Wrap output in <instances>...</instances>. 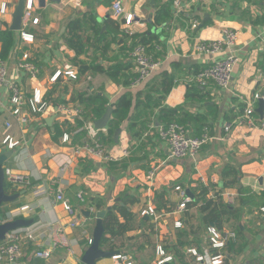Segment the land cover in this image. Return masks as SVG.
<instances>
[{
	"label": "crops",
	"instance_id": "crops-1",
	"mask_svg": "<svg viewBox=\"0 0 264 264\" xmlns=\"http://www.w3.org/2000/svg\"><path fill=\"white\" fill-rule=\"evenodd\" d=\"M113 1L47 0L43 8L38 2L34 16L39 18V24L27 30L33 35V42H24L21 35L17 37L15 34L16 46L7 62L9 77L19 82L29 99L33 89L41 90L50 105L41 118L21 126L8 112L9 93L0 90V152L9 133L22 142L12 150L14 157L2 166L3 170L12 168L31 174L35 182L28 188L14 187L9 183L11 195L17 196L15 205L31 209L19 219L32 221L31 225L54 220L67 225L69 215L63 205L56 202L59 189L79 211L82 207L89 210L91 201L103 203V210H106L127 196L135 198L137 204L133 210L139 212L146 222L149 216H142L143 211L150 205L156 209V198L160 197L167 210L156 212L157 217L147 225L139 218V227L119 239L124 244L118 251L131 256L134 264H157L156 247L162 245L173 257V261L166 264H211L208 260L197 262L195 257L186 253L188 249H197L204 254L207 229L200 226L202 217L193 209L190 213L192 223L189 224L192 231L183 230L184 211L178 209L182 199L175 190L178 186L185 189L193 201L195 190L202 184L210 186V195H221L224 203L237 212L223 218L228 231L238 225L242 236L234 249L227 246L222 250L227 262L264 264V216L261 212L264 205L248 203L239 196L240 188L249 189L252 195L264 192V131L251 129L246 123L238 124L239 117L249 106L255 108L253 118L259 123L264 122V115L257 112L259 102L254 101L255 94L264 95V0H180L182 8L179 12L174 6L175 0H123L126 12L134 13L137 21L145 25L136 34L147 33L152 37L150 54L161 62L159 70L136 89L125 88L109 76L113 67L127 65L129 67L123 74H136L131 37L123 36L121 24L109 13ZM17 2L0 0V9L2 4L6 5V14L0 12V29L4 28V23L10 26ZM163 9L168 10L169 18L157 25L155 16ZM108 17L114 23L106 24ZM77 20L80 21V55L67 42L71 25ZM194 23L198 24L195 30L192 29ZM225 29L239 32L240 63L236 66L232 84L226 90L213 82L200 86L190 77L206 68L208 61L207 56L197 53L196 47L201 41L218 38ZM25 53L40 70L37 80L18 69ZM80 67L85 72H81ZM68 69L77 73V80L62 75L57 83L50 82L57 71ZM163 73L168 74V78ZM164 83L166 86L167 83L173 84L167 95ZM128 91H132L133 108L119 126L122 129L119 143H115L116 130L111 133L109 124L103 130L96 127L95 130L108 148L129 147L131 156L123 162L110 164L80 158L63 175L62 184L55 183L59 173L50 157L63 152L62 137L74 135L75 142L89 137L82 120L65 121L59 108L63 105L80 106L86 112L77 99L82 98L88 104L89 99H96V104L91 107L104 103V112L95 120L89 119L95 125L108 107L113 108L117 99ZM167 109L175 112L167 114ZM52 117L55 119L48 125L46 121ZM170 122L183 125L190 137L208 133L212 140L193 158H170L168 144L158 134V128ZM7 123L12 124L9 130ZM227 123H235L229 133L224 131ZM153 171L155 175L151 176ZM201 177L205 179L204 183L200 181ZM231 182L233 185L226 186ZM195 184L198 186L194 187ZM41 188L45 193L36 194ZM79 193L83 194L85 205L79 202ZM228 195H234L233 204L229 203ZM86 220L92 221L83 217L78 229L68 230L73 239V253L58 249L50 259L42 260L34 258L30 252L18 264H82L83 254L89 247L88 239L92 238L96 224L93 219L94 222L86 227ZM178 222L182 227H176ZM150 225H153V231H150ZM243 243H246L244 247ZM177 252L185 254L183 260L178 259ZM97 264H114V261L103 259Z\"/></svg>",
	"mask_w": 264,
	"mask_h": 264
},
{
	"label": "built area",
	"instance_id": "built-area-1",
	"mask_svg": "<svg viewBox=\"0 0 264 264\" xmlns=\"http://www.w3.org/2000/svg\"><path fill=\"white\" fill-rule=\"evenodd\" d=\"M38 0H26V6L22 21V30L20 31L21 39L24 42H33V35L27 30L39 24V18L34 16V11ZM174 6L179 12L182 8L180 0L174 1ZM111 17L121 24L123 34L128 37L136 35L137 31L144 29V23L137 21L134 13L126 12L123 0H114L110 7ZM1 14H6V5L2 4L0 9ZM198 24L194 23L192 29H197ZM239 32L233 29H225L222 34L211 40L201 41L197 47L199 55L207 56L208 65L199 73L190 77L191 81L200 86H206L209 82H213L220 89H229L236 66L240 63L238 54ZM149 46L139 44L132 51V58L135 64V77L131 80L130 88L136 89L142 83L148 80L156 71L159 70L161 62L154 59L149 53ZM18 69L24 71L32 80H37L40 75L39 68L30 61L29 54L25 53L22 60L18 64ZM64 75L73 80L78 79L75 71L64 70L57 71L50 82L55 84L59 78ZM5 90L9 93L8 112L14 117L18 123L28 125L33 119L41 118L49 109V101L45 99L41 90L33 89L32 98L26 97V91L18 81L9 77V69L7 61L0 59V90ZM264 95L255 94L254 101L259 102ZM59 113L65 121L80 119L84 122V130L89 131V137L75 142L74 135L65 134L62 137L61 145L63 152L51 155L50 159L56 164L58 176L54 182L61 185L62 177L70 169L71 165L80 158H93L102 163H120L129 158L132 150L125 146H116L108 148L106 144L97 135L95 125L89 119H85V110L76 106L63 105L59 108ZM255 108L249 106L245 109L243 115L239 117L238 124L246 123L251 129H259L264 131V122L259 123L254 118ZM9 130L12 127L11 123L6 124ZM235 128V123H227L224 126V131L229 133ZM160 138L168 144L170 150V158L185 159L193 158L208 144L212 138L208 133H204L199 137H190L185 127L179 123H170L162 125L158 128ZM76 135V134H75ZM22 145L21 140H15L9 133L3 140V147L8 150H16ZM155 175V171L151 176ZM7 181L14 187H32L31 174H25L16 171L12 168L5 169ZM202 183L205 182L203 177L200 178ZM198 185L195 184L194 187ZM179 192L182 201L179 204V211L186 210L187 204L191 199L187 197V191L180 186L175 189ZM43 188L38 189L36 194H44ZM79 202L85 203V198L82 193L78 195ZM227 199L230 204L234 203V195H228ZM56 202L63 205L65 211L69 215L70 221L67 225L54 220L48 223H39L23 227L9 232L5 239L0 242V263L18 264L25 257L30 248H33L32 255L36 259L48 260L53 253L58 249H68L71 253L72 238H70L68 230H76L81 226L83 217L78 209L73 206L71 201L64 195L62 189L56 194ZM91 213L95 212L94 207H89ZM31 211L29 206L17 208L5 213V221H13L23 216H26ZM264 216V207L261 209ZM142 216L157 217L154 206L150 205L142 213ZM176 227H182V223H176ZM207 247L204 249V254H200L197 249H188L187 254L196 258L197 262L208 260L211 264H230L227 262L226 255L222 250L228 246L232 239H236V233L232 231L220 232L215 227L207 229ZM92 244V238L88 239V246ZM216 251V254L213 252ZM156 254L159 257L157 264H166L173 261V257L169 256L162 245H157ZM114 264H134L132 257L118 252L112 258Z\"/></svg>",
	"mask_w": 264,
	"mask_h": 264
},
{
	"label": "trees",
	"instance_id": "trees-1",
	"mask_svg": "<svg viewBox=\"0 0 264 264\" xmlns=\"http://www.w3.org/2000/svg\"><path fill=\"white\" fill-rule=\"evenodd\" d=\"M169 18L168 10L163 9L159 10L155 16V24H160L161 22H164V20ZM106 24L114 23V21L108 17L105 19ZM79 24L80 21H74V23L71 25V30L69 31L67 42L69 45L76 50L77 55L81 54V38L79 36ZM153 24H151L152 26ZM4 28L0 29V43H1V50H0V59H3L5 61H10L11 56L13 54V51L16 46V37L15 33L9 29L8 24H3ZM119 28V27H118ZM120 31V29H118ZM121 33V32H119ZM124 37H128L123 34ZM152 37H149L146 34H136L133 37H131L132 47H135L139 44H143L146 46H149L148 50L150 53V43H151ZM129 65L127 66H115L113 67V72L109 73V76L115 80L116 83H118L121 86H124L125 88H130L131 80L135 77L132 75H124L123 71L127 70ZM81 68V67H80ZM81 68L80 70H82ZM81 72H85V70H82ZM164 74V73H163ZM166 78H168V74H164ZM165 86V95L169 94V92L172 89V83L168 84L166 86V83L163 84ZM131 89V88H130ZM132 91L126 92L124 95H122L115 104L113 105L114 111H113V118L111 119L109 125H110V132L113 133L115 130L119 128L121 123L127 118L129 113L131 112L133 108V97H132ZM77 102H79L82 106L86 109L85 119L95 120L96 118L102 116L104 112V103L101 105H98V107H91V105L96 104V99H89L88 104L84 99H77ZM148 106V105H147ZM167 114H172L175 112L174 109H167ZM168 116V115H167ZM83 122V121H82ZM79 121V123H82ZM173 123V122H170ZM168 123V124H170ZM35 182L32 181V185H34ZM233 185L232 182L227 184L226 186ZM5 191L8 194H11V186L9 185V182L7 179H5L4 182ZM201 186V187H200ZM198 189L195 190V198L191 203L187 204L186 210L184 211V223H183V230L186 232L192 231V227L189 225L192 222V218L190 217V213L193 209H196L199 214L201 215V223L200 226L204 227L205 230L210 227L211 224H214V227L217 228L220 232L228 231L224 226L223 218L228 214L233 215L236 214V210L232 209L229 205L225 204L223 201V198L221 195H210L211 188L210 186L206 185H200ZM250 193L249 189L246 188H240L239 189V196L242 198L243 201L246 202H260L257 206L264 205V192L260 195H252ZM135 198H130L127 196L126 198H123L120 203L114 204L111 208H106L107 214L104 218L103 224L105 233L103 236V239L101 241V247L107 251L110 252H117L119 249L122 248V245L124 244V241L121 240L119 242V239H123V237H126V235L130 232H133L134 230L139 227L138 219L141 218V214L139 212H136L133 210V207L137 204ZM156 202H158L156 205V212L161 211L162 209L167 210L166 205L161 204V198H156ZM253 204V203H252ZM85 205V204H81ZM89 207H94L95 212L101 211L105 208V205L100 202H94L91 201ZM19 205H15V203H9L4 205L3 211L7 212L11 209L18 208ZM170 210V209H168ZM153 217H149V219L146 222L145 218H141L145 222V225L147 223H150ZM194 225H196L194 223ZM153 225L149 226L150 231L152 230ZM207 232V230H206ZM232 232L236 233V239H232L228 246L234 249L236 247V244H238V239L241 241V234L238 225L232 227ZM183 235V234H182ZM242 237V236H241ZM120 243V244H119ZM246 244V243H245ZM245 244H242V247L245 246ZM33 251V248H30L29 251L26 254L27 255ZM216 254V251L213 252ZM176 256L178 259L183 260L185 254L181 252H177ZM25 257V258H26Z\"/></svg>",
	"mask_w": 264,
	"mask_h": 264
},
{
	"label": "water",
	"instance_id": "water-1",
	"mask_svg": "<svg viewBox=\"0 0 264 264\" xmlns=\"http://www.w3.org/2000/svg\"><path fill=\"white\" fill-rule=\"evenodd\" d=\"M52 2H60L61 0H50ZM103 1V0H100ZM39 7L43 8L47 5V0H38ZM26 6V0H18L13 13L12 20L9 26V29L13 31L17 37L20 35V31L22 30V21L24 16ZM257 112L263 116L264 115V98L259 100V107ZM113 114V108L108 107L103 117L99 120L95 121V127L98 130H103L107 128L111 117ZM55 117L47 120V124L51 125L54 121ZM122 133V129L119 128L115 132V143H119V138ZM14 157V151L8 150L6 148L2 149L0 152V242H2L6 235L19 228L28 227L32 224V221H28L25 219H16L13 221H5V213L3 211V207L6 204L14 203L16 201L17 196L8 194L5 191L4 182L6 179L5 172L3 170V165L10 159ZM190 196V194H189ZM81 215L85 219L96 220L95 228L92 236V244L86 249L85 253L82 257V264H97L98 261L103 259H111L117 252H110L101 247V241L103 239L105 229H104V218L107 214V210H101L91 213L90 210H86L85 208H80Z\"/></svg>",
	"mask_w": 264,
	"mask_h": 264
},
{
	"label": "rangeland",
	"instance_id": "rangeland-1",
	"mask_svg": "<svg viewBox=\"0 0 264 264\" xmlns=\"http://www.w3.org/2000/svg\"><path fill=\"white\" fill-rule=\"evenodd\" d=\"M187 197H190V196H189V193H187ZM82 204H86V203H82ZM93 219H94V218L90 219V220H92V221H88V220H86L87 222H86V225H85V226H86V227H89V225H90L89 223H90V222H92V223L94 222ZM93 231H94V228H93ZM207 237H208V235H207ZM109 260H111V259H109Z\"/></svg>",
	"mask_w": 264,
	"mask_h": 264
}]
</instances>
